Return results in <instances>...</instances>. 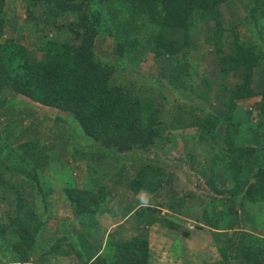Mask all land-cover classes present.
<instances>
[{
    "label": "rangeland",
    "instance_id": "obj_1",
    "mask_svg": "<svg viewBox=\"0 0 264 264\" xmlns=\"http://www.w3.org/2000/svg\"><path fill=\"white\" fill-rule=\"evenodd\" d=\"M94 6L100 8L101 4L96 1ZM251 6L252 0H229L220 6V22L224 29L220 42L224 53L233 49L234 33L244 43L252 40L263 44L264 50V26L254 27L248 19ZM4 10L7 36L33 46L35 37L29 30L20 28L30 18L26 12L27 3L7 0ZM42 10V7H36L33 15L39 18ZM195 19L187 51L176 56H156L148 47L141 46L127 63L118 66L112 76V84L121 85L130 97L142 98L147 108L155 110L153 119L157 123L158 135L146 147L135 146L117 152L84 135L70 113L34 104L24 97L21 105L16 103L11 108L0 109V127L9 137L8 146L20 150L19 145L23 142L40 141L44 149L39 155H46L42 161L31 156L27 164L23 157L0 154V169L5 178V183L0 185V230L11 225L20 207L28 209L26 201L37 212L46 209V225L40 234L33 232L36 248L31 250L28 263L18 264H56V259L44 256V250L52 243H58L66 252L63 256L68 258L65 264H87L90 260L82 258L83 252L89 253L99 245L103 247L101 258L109 261L111 248L107 241L110 235L112 241L135 235L147 237L150 264H237L234 249H228L226 259L220 245H235L242 234V237L245 234L260 236L257 229L261 226L258 223H264V206L243 207L241 195L248 182L253 181V175L244 176L248 168H253L251 163L255 155L250 156L249 151L261 147L264 157V137L252 127L260 118L262 99L260 96L230 99L231 113L238 120H244L246 116L252 123L242 127L239 133L234 131L227 136L226 142L223 139L226 124L220 121L227 112L224 100L228 92L223 86L225 84L227 88L233 84L240 74L232 72L223 76L220 72L212 30L216 20ZM38 23L41 26V22ZM144 29L149 28L141 25L138 36L145 34ZM114 46L113 39L107 35L100 34L95 39V51L112 61L116 58ZM252 87L256 92L264 89V59L253 69ZM0 95L10 98L11 93L4 91ZM17 98L19 100L21 96ZM238 134L241 140H238ZM230 138L243 143L242 149L239 147L234 151ZM255 151L253 154L257 153ZM142 167L147 170V188L133 193L131 181ZM17 168H22L27 176L37 172L38 184L18 173ZM231 169L237 172V179L231 178L233 174L228 175ZM224 171H227L226 177ZM18 180L30 185L24 188L17 184ZM211 182L222 191L215 190ZM66 187L94 193L102 189L104 197L99 208L95 213L84 215L82 223L85 226L80 229L76 222L69 223L78 215L64 196ZM232 189L237 190L236 194ZM47 194L51 199L46 197ZM41 195L46 198L49 209L43 207L45 203L41 201ZM62 200L66 203L64 207L58 205ZM172 205L174 208L170 207ZM149 208L155 212L151 213L147 210ZM141 211L144 216L150 213L141 218L137 215ZM209 212L215 217L231 213V221H225L230 222V228L208 226L206 216ZM107 213L117 217L112 228L98 220L101 217L109 219ZM255 214H262V217L255 219L252 217ZM170 220L177 225L176 228L165 226ZM6 230H10L13 236L18 233L10 226ZM223 230L227 233L224 234ZM230 238L231 243L227 241ZM252 241L248 239L244 243ZM2 249L0 244V264H14L1 255ZM94 257L95 254L91 259Z\"/></svg>",
    "mask_w": 264,
    "mask_h": 264
},
{
    "label": "trees",
    "instance_id": "obj_2",
    "mask_svg": "<svg viewBox=\"0 0 264 264\" xmlns=\"http://www.w3.org/2000/svg\"><path fill=\"white\" fill-rule=\"evenodd\" d=\"M24 1L27 3L26 12L30 18L20 28L29 30L35 37L31 47L14 37L7 36L5 30L7 18L4 13L7 0H0V94L4 91L11 93L10 98L0 95V109L11 108L16 103L21 105L24 97L42 106L70 113L84 135L117 152H125L135 146L146 147L152 144L158 135L157 123L153 119L155 110L152 107L147 108L142 98L130 97L121 85L112 84V76L118 66L127 63L129 57L141 46L148 47L156 56L165 54L176 56L187 51L188 38L190 31L194 29L195 18H213L216 20L215 26L212 27L213 43L220 72L223 76L232 72L240 74V78L233 84H229L227 88L225 84L223 86L228 92V97L224 100L227 112L220 119L226 124V135L223 139L227 142V136H231L234 131L239 133V130H243L242 127L252 123L246 116L244 120H238L231 113L233 106H230V99L240 100L253 96H260L262 103L260 118L252 127L264 137V89L256 92L252 87L253 69L264 59L263 44L252 40L244 43L238 39V34L234 33L233 49L229 53H224L220 42L224 30L220 22V6L229 0ZM96 1L100 2V8L94 6ZM36 7L43 8L39 18L33 15ZM248 11V19L253 22L254 27L262 28L264 0H252V6ZM68 16L69 18H66ZM121 16L124 18L120 19ZM38 21L41 22V26ZM141 25H147L149 29L146 31L145 28L143 30L145 34L138 36ZM100 34L107 35L114 41L113 52L116 58L113 61L95 51V39ZM18 96H21L19 100ZM4 130L0 127V154L23 157L27 164L31 156H37V161L44 160L46 155L43 156V153L39 155L44 149L40 141L23 142L19 145L21 149L18 150L8 146L6 141L9 137L4 134ZM212 138H216L214 134ZM237 138L241 140L242 137L238 134ZM229 141L235 146L234 151L239 147L242 149L243 143L236 141V138H230ZM259 144L261 145V141ZM255 150L257 153L253 154ZM260 151L261 147L249 151L250 156L255 155L251 163L253 168H248L244 176L253 175V181L248 182L241 195L243 207L264 206V157ZM19 165L23 167L21 163ZM16 171L38 184L37 172L27 176L28 173L22 168H17ZM232 171L233 169L224 171V177L227 172L228 175L233 174L231 178H236L237 172ZM146 172V168L142 167L132 179L133 193L147 188ZM3 183L4 173L0 169V185ZM211 186L218 192L222 191L213 182ZM236 191L232 189L235 194ZM64 194L72 204L74 213L79 217L95 213L104 197L102 189L94 193L91 190L66 187ZM40 199L45 203L43 207L45 205L49 209L46 198L41 195ZM25 204L28 209L20 207V210L15 212L16 218L13 217L9 225L18 230L17 235L13 236L10 230H6L9 226L0 230V244L3 248L1 255L6 256V260L14 264L28 263L31 250L34 251L36 248V241L33 243V232L38 231L40 234L46 225V209L37 212L27 201ZM170 207L174 208V205ZM147 210L155 212L154 209ZM137 215L141 218L146 216L142 211L137 212ZM230 216L231 213L225 215L223 213L222 216L215 217L209 212L206 219L208 226L228 229L231 224L225 221L229 220ZM252 217L257 219L262 217V214H255ZM172 222L167 221L165 226L176 228L177 225ZM258 225L263 227L264 223ZM223 233L227 232L223 230ZM242 235L235 245H220L223 258L227 259L228 249L233 248L234 261L237 264H264V236ZM26 236L30 238H25ZM112 239L110 235L107 241L108 247L111 248L109 261H104L101 253H97L91 259L96 253L92 251L83 252L82 258L85 261L90 260L87 264H150L147 237L135 235L128 239L122 237L120 240ZM248 239L253 241L244 243ZM222 241H226L224 237ZM227 241L231 243V238ZM65 255L66 252L58 243H52L44 250V256L50 259Z\"/></svg>",
    "mask_w": 264,
    "mask_h": 264
},
{
    "label": "crops",
    "instance_id": "obj_3",
    "mask_svg": "<svg viewBox=\"0 0 264 264\" xmlns=\"http://www.w3.org/2000/svg\"><path fill=\"white\" fill-rule=\"evenodd\" d=\"M34 104H37V103H34ZM17 184L18 185H21L22 187H26V186H28V185H30L29 183L28 184H26V182L24 181V182H22V181H20V180H18L17 181ZM46 197L47 198H49V199H51V196L49 195V194H47L46 195ZM59 204H61L63 207L66 205V203H65V200H62V201H59L58 202V205ZM163 210H165V209H163ZM107 216L109 217V219H107V218H105V217H101L100 219H98L101 223H103V224H105V225H110V227L109 228H112V226H113V224H115L117 221H114V220H117V217L116 216H111V214L110 213H107ZM106 216V217H107ZM176 216V215H175ZM181 217V216H180ZM85 218H86V220H87V215L85 216ZM172 218V217H171ZM184 217H182V219H183ZM83 219H84V216H81V217H79L78 216V218H76V217H73V219L69 222V223H73V222H76V224H77V226L76 227H78L79 229L80 228H82V227H84L85 225L82 223V221H83ZM176 219V218H175ZM186 218H184V220H185ZM118 220H119V218H118ZM174 220V219H173ZM172 220V221H173ZM176 220H178V219H176ZM188 220H190L189 218H188ZM121 221V220H120ZM179 221V220H178ZM97 222V221H96ZM96 225V224H95ZM87 228H88V230H90L91 231V228L89 227V226H87ZM260 229H257L258 231H260V235L261 236H264V226L263 227H259ZM92 232V231H91ZM257 233H259V232H257ZM102 245H101V247L100 246H96V247H93V250H92V252H96L95 253V255L97 254V253H102ZM67 260H68V258H66V259H64V257L63 256H59V258H57L56 259V264H65L66 262H67ZM89 261V260H88Z\"/></svg>",
    "mask_w": 264,
    "mask_h": 264
}]
</instances>
